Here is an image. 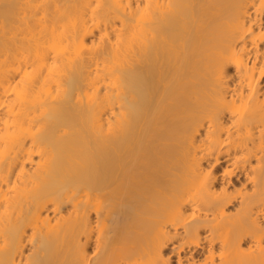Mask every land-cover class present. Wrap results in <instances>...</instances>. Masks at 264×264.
I'll list each match as a JSON object with an SVG mask.
<instances>
[{
  "label": "bare ground",
  "instance_id": "1",
  "mask_svg": "<svg viewBox=\"0 0 264 264\" xmlns=\"http://www.w3.org/2000/svg\"><path fill=\"white\" fill-rule=\"evenodd\" d=\"M0 264H264V0H0Z\"/></svg>",
  "mask_w": 264,
  "mask_h": 264
}]
</instances>
